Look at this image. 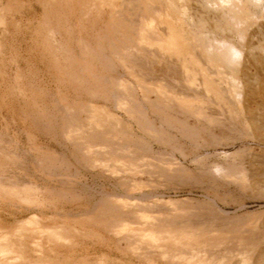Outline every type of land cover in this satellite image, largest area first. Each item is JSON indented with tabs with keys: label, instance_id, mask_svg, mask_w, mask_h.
<instances>
[{
	"label": "rangeland",
	"instance_id": "obj_1",
	"mask_svg": "<svg viewBox=\"0 0 264 264\" xmlns=\"http://www.w3.org/2000/svg\"><path fill=\"white\" fill-rule=\"evenodd\" d=\"M251 73L264 0H0V264H264Z\"/></svg>",
	"mask_w": 264,
	"mask_h": 264
},
{
	"label": "bare ground",
	"instance_id": "obj_2",
	"mask_svg": "<svg viewBox=\"0 0 264 264\" xmlns=\"http://www.w3.org/2000/svg\"><path fill=\"white\" fill-rule=\"evenodd\" d=\"M133 2L136 0H132ZM179 1V0H178ZM182 1V0H181ZM171 3V2H170ZM183 3V2H182ZM130 4V3H129ZM139 4V3H138ZM163 4V3H162ZM133 5V4H132ZM134 6V5H133ZM139 6V5H138ZM150 7V6H149ZM152 7V5H151ZM145 8V7H144ZM147 8V7H146ZM154 8V7H153ZM134 9V8H133ZM142 9V7L140 8ZM201 23H203V19L199 20ZM151 28H152V23H147ZM147 25V26H148ZM141 39V38H140ZM139 46H143L142 41L138 42ZM209 57H211V60L216 59L215 61L218 60V62H222L224 64H226V56H215L212 54H209ZM251 78L252 80L260 85L261 87H264V74L263 75H259L257 73H251ZM233 91L234 93H239L240 91H242L245 86L247 85V82H243L242 79H240L239 77H235L233 75ZM182 81H190L189 76L184 73L183 75V79ZM246 81V80H245ZM192 84V83H191ZM187 89H191L192 86L191 85H186ZM193 89V88H192ZM161 90V89H160ZM258 147L257 148H247V149H243L241 151H238L236 154L234 155H230L232 156L234 159H236V164L239 165V167L243 168L246 173L247 172H253V173H259V174H264V142H260L257 141ZM244 174V173H243ZM245 175V174H244ZM264 176V175H263ZM248 184L254 187H259V188H264V177L261 179H255V180H247ZM206 197V196H205ZM210 201V200H209ZM209 203V202H208ZM211 203H214L213 201H211ZM151 239H154L153 237H151ZM3 254H5V252H2ZM193 254V253H192ZM196 254V255H195ZM198 258V254L194 253L193 257ZM195 264H201L200 261H195Z\"/></svg>",
	"mask_w": 264,
	"mask_h": 264
}]
</instances>
